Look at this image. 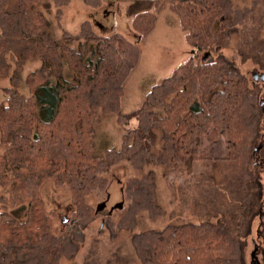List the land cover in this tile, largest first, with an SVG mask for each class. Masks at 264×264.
<instances>
[{
	"label": "trees",
	"instance_id": "obj_1",
	"mask_svg": "<svg viewBox=\"0 0 264 264\" xmlns=\"http://www.w3.org/2000/svg\"><path fill=\"white\" fill-rule=\"evenodd\" d=\"M43 2L0 0V80L8 82L0 100V264L72 258L95 215L85 195L114 154L142 172L124 184L121 226L134 229L143 211L151 220L164 213L149 166L180 178L172 192L194 218L134 233L140 264H246L255 221L264 263V81L241 69L250 62L264 73V0H156L158 11L169 3L178 15L192 51L129 113L120 100L139 51L115 31L93 32L87 21L55 37ZM68 2L52 0L56 19ZM136 16L145 37L156 15ZM231 47L236 58L224 53ZM30 62L38 65L24 73ZM105 113L123 131L119 149L102 155L94 137ZM47 179L71 192L75 218L61 231L43 207ZM7 205L23 209L22 217Z\"/></svg>",
	"mask_w": 264,
	"mask_h": 264
},
{
	"label": "rangeland",
	"instance_id": "obj_2",
	"mask_svg": "<svg viewBox=\"0 0 264 264\" xmlns=\"http://www.w3.org/2000/svg\"><path fill=\"white\" fill-rule=\"evenodd\" d=\"M99 2L97 6L85 0H69L68 4L61 8L59 20L55 18L56 8L52 0H44L41 7L51 22V31L55 37H60L63 31L75 34L81 24L87 21L93 32L107 35L115 31L139 51L136 67L123 82L120 100L121 112L129 113L140 105L153 84L169 75L177 65L189 57L192 47L181 28L178 15L170 9L169 3H165L158 11L156 0H99ZM234 2L237 5H245L250 0ZM141 13L156 15L154 28L145 37H141L140 30L133 23L136 15ZM232 49L227 48L224 53L228 57L236 58ZM37 65L38 62L27 63L24 73ZM253 68L254 65L250 62L241 67L249 77L255 72ZM7 84V80H0V100L4 97L1 88ZM21 90L28 93L24 87ZM129 124L133 125L134 121ZM122 131L123 128L116 121L114 113L103 114L101 122L95 129L96 152L105 155L109 149L117 151ZM107 156L105 157L110 165L101 174L102 182L85 195V201L95 215L86 221L83 238L79 241L76 254L72 258L62 257L58 264H140L131 243V236L134 233L146 229H160L170 222L194 220L181 208L177 195L172 192V184L179 182L180 178L173 176L165 178L160 167L149 166L147 169L152 168L156 172V192L164 213L156 220H151L148 213L143 211L137 214L134 229L121 226L120 221L125 215L128 203L123 194L124 184L128 178L140 177L142 172L134 170L126 161L114 159L115 154L109 158ZM110 160L117 161L110 163ZM39 191L44 210L53 227L58 231L64 230L70 220L75 218V208L68 186L56 185L51 179H47ZM4 194V190L0 188V195ZM103 202L105 207L96 212L97 206ZM119 203L122 206L117 208L116 205ZM6 209L19 218L24 213L23 209L10 205H7ZM257 226L258 223L255 221L253 233L248 239L246 264H264L255 247ZM254 248L256 250L253 257L251 252Z\"/></svg>",
	"mask_w": 264,
	"mask_h": 264
},
{
	"label": "water",
	"instance_id": "obj_3",
	"mask_svg": "<svg viewBox=\"0 0 264 264\" xmlns=\"http://www.w3.org/2000/svg\"><path fill=\"white\" fill-rule=\"evenodd\" d=\"M252 78L255 80V81H264V73H256V72H253L252 73ZM262 103V102H261ZM122 206L121 203L117 204L116 207L117 208H120ZM105 207V203H101L97 206L96 208V212L98 211H101L103 208ZM252 256L254 257L255 256V252H252Z\"/></svg>",
	"mask_w": 264,
	"mask_h": 264
}]
</instances>
